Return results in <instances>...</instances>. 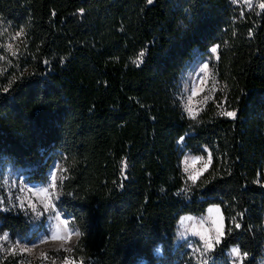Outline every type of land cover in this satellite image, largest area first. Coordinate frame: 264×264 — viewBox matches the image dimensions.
Instances as JSON below:
<instances>
[{
  "label": "trees",
  "instance_id": "obj_1",
  "mask_svg": "<svg viewBox=\"0 0 264 264\" xmlns=\"http://www.w3.org/2000/svg\"><path fill=\"white\" fill-rule=\"evenodd\" d=\"M0 16L24 40L19 62L0 73V173L10 160L40 182L52 159L62 160L59 206L82 233L71 257L190 264L187 248L173 243L175 223L214 204L231 233L209 264H229L232 245L248 253L244 264L258 263L264 10L230 0H0ZM214 44L216 89L192 119L179 107L176 79L194 52ZM205 149L209 170L186 186L180 156ZM0 229L25 234L29 222L0 209ZM0 264L14 263L0 254Z\"/></svg>",
  "mask_w": 264,
  "mask_h": 264
},
{
  "label": "rangeland",
  "instance_id": "obj_2",
  "mask_svg": "<svg viewBox=\"0 0 264 264\" xmlns=\"http://www.w3.org/2000/svg\"><path fill=\"white\" fill-rule=\"evenodd\" d=\"M230 2L236 7L239 6L244 9H250L242 2V0L240 3H233V0H230ZM259 3L260 2L258 0H253V6H257ZM17 33H20V31L15 26V24L7 19L1 18L0 16V73L8 71L9 69H13L20 60L19 57L24 50L22 45L24 40L23 34L17 36ZM9 45H11V48L8 47ZM215 46V44L212 45L204 52H194L191 59H189L183 66L184 68L179 73L178 79H176L178 84V91L176 94L180 104L179 107H181V110L186 116L191 117L187 113L185 105L188 102V98L192 96V93L198 88L203 89V91H200L199 94L192 97V107L194 110H198L200 112L202 106L212 99L213 91L216 89V87L214 90L212 89L213 83L216 85L212 66V63L216 59V53H212L211 49ZM13 52L16 54L13 55ZM205 63L208 64L207 72L203 71V65ZM201 81H207V83L202 84ZM205 96H208L209 99L207 102L202 103L201 101H203ZM205 150L202 152V154L192 153L184 150L180 156L178 162L183 173L182 175L184 176L186 186H189L193 183L188 179L189 173L184 171V161L189 157L197 156H203L204 159L207 160V152L209 151L208 149L207 151ZM62 164L63 162L60 158H53L49 165H47L45 178H43L40 182L29 179V172L27 171L28 168H23V166L17 165L13 161L6 160L2 166V171L0 173V200H3L4 203L0 205V209L19 212L25 216L26 222H29V230L25 234H12V232L9 230L0 229V235L5 232L9 234L8 243L0 241V245H3V247H0V254L13 259L14 264H50V260L45 261L40 258L41 252H47L51 259L56 260V264H62V260L66 256L71 257L69 252L62 250L59 252L55 251V249L59 248L61 243L60 241H49L46 244L40 243L42 239H47L49 235L55 230L56 224L58 223L54 219L55 213L49 211L38 216L27 206V204L25 205V208H20L18 206L20 202L18 198L23 199L26 195H31L26 191L28 188L38 190L40 188L49 187L53 172L57 174V177L63 176L64 172L58 171V169H64ZM202 166L203 162H197L192 168H190V172L194 173L195 171L202 168ZM59 191L60 189H58V195L60 198ZM32 199L36 200L35 197ZM55 202L57 205V210L61 213V217L63 219L69 220V228L77 230L69 219V215L67 216L59 206V199ZM37 204L39 207L38 201ZM213 207H218V205H208L201 214H180L175 223V228H173V243L175 246L179 243H182L184 248H187L188 252L185 253V256L183 257H185V259L189 261L190 264H195L202 259L200 254L195 251V249L200 247L202 244L200 236L196 235L195 232L200 229L201 221H204L205 228L211 229L214 227L211 221L217 217L215 215L210 216L208 211ZM188 217H191L192 219L188 220ZM262 227H264V211ZM76 238L77 237H73L71 244L65 245V247L73 245ZM262 240V252L260 253L261 256L257 264H264V239ZM17 243H19L21 246L26 245L28 247H31L33 244H37L39 247L34 249L32 253H24L23 255L17 253L16 255H13L8 251V249ZM233 247H237V245H232L226 250L229 264H234V257L231 256L230 252ZM156 254H160L158 248L156 249Z\"/></svg>",
  "mask_w": 264,
  "mask_h": 264
},
{
  "label": "snow or ice",
  "instance_id": "obj_3",
  "mask_svg": "<svg viewBox=\"0 0 264 264\" xmlns=\"http://www.w3.org/2000/svg\"><path fill=\"white\" fill-rule=\"evenodd\" d=\"M241 0H233V3H240ZM242 2L247 5L249 8L253 6V0H242ZM148 4L153 3V0H147ZM261 10H264V0H261V2L257 5ZM83 10L81 9V12ZM54 14V13H53ZM22 31L20 33H17V36L22 35ZM11 48V45L8 46ZM218 46H215L211 49L212 53L217 52ZM16 53L13 52V55ZM144 56V52L139 53V56L137 58V61H134V63H137V66H139V63H142V58ZM203 71H208V64L203 65ZM201 83H207V81H201ZM216 87L215 83L212 85V89L214 90ZM7 91V89H5ZM200 91H203V89L198 88L196 91L192 93V96L188 98V102L185 105V109L187 113L191 116L192 119H196V117L199 115L198 110H194L192 107V97L199 94ZM209 99L208 96H205L202 103L207 102ZM219 106V105H218ZM223 116H227L230 118H236L237 113L235 111H222L220 113ZM184 137H180V140L178 143L182 142ZM207 151V149L205 150ZM197 162H203L202 168L199 170L193 172H190V168H192ZM185 167L184 171L186 173H189L188 179L195 184L201 176L205 172L209 170V167L212 164V153L207 152V160L204 159L203 156H197V157H189L184 161ZM121 171L123 173L124 169L127 168V162L121 161ZM58 171L66 172L67 169H58ZM67 179L66 176H60L57 177V174L55 172L52 173L51 176V184L49 187L40 188L38 190H34L32 188H28L26 191L30 193L31 195H26L23 199H20L19 207L25 208V205L34 212L36 215H43L45 212H53L55 213L54 219L58 222L56 224L55 230L49 235L47 239H42L40 243H48L49 241H60L59 248L55 249V251H65V252H72L73 248L71 247H65V245H69L72 242L73 237H80L82 233L77 229L73 230L69 228V220L63 219L61 217V213L57 210L56 200L59 199L58 195V189L62 187L63 181ZM259 182V181H257ZM123 185L121 184V187ZM35 197L36 200H33L32 198ZM37 201L39 202V207L37 204ZM4 203L3 200H0V205ZM42 209V210H41ZM210 216L215 215L217 218L212 219L211 223L214 226L213 228H205L204 227V221H201L200 229H198L195 234L200 236V239L202 241V244L200 247L196 248L195 251L200 254V257L202 259L200 260V264H209L210 254L215 251L216 247L222 243V238H224L227 234L231 233V228H226L224 224V218L220 214V208L219 207H213L209 210ZM242 215V214H241ZM188 220H191V217L187 218ZM236 228L241 227L239 223L235 225ZM0 241L9 242V234L7 232L0 235ZM0 247H3V245H0ZM39 245L33 244L31 247H28L26 245L21 246L19 243L12 245L8 251L16 255L17 253L23 255L24 253H32L34 249L38 248ZM231 256L234 257V264H244V260L247 258L248 253L242 252L240 247H233L231 250ZM40 258H42L45 261L50 260V264H56L55 259H51L47 252H41ZM62 264H85L84 260H77L74 257H64L62 260Z\"/></svg>",
  "mask_w": 264,
  "mask_h": 264
}]
</instances>
